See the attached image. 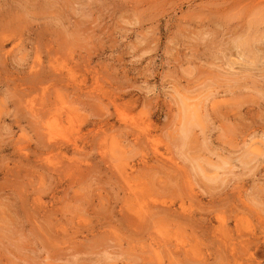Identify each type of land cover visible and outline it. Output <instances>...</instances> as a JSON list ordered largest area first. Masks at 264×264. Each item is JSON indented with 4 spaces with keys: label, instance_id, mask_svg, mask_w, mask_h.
Masks as SVG:
<instances>
[{
    "label": "rangeland",
    "instance_id": "1",
    "mask_svg": "<svg viewBox=\"0 0 264 264\" xmlns=\"http://www.w3.org/2000/svg\"><path fill=\"white\" fill-rule=\"evenodd\" d=\"M0 264H264V0H0Z\"/></svg>",
    "mask_w": 264,
    "mask_h": 264
},
{
    "label": "bare ground",
    "instance_id": "2",
    "mask_svg": "<svg viewBox=\"0 0 264 264\" xmlns=\"http://www.w3.org/2000/svg\"><path fill=\"white\" fill-rule=\"evenodd\" d=\"M142 142V141H141ZM187 253V252H186Z\"/></svg>",
    "mask_w": 264,
    "mask_h": 264
}]
</instances>
